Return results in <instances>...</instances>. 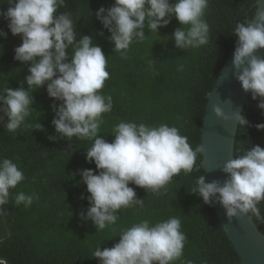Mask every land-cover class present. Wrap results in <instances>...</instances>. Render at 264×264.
Here are the masks:
<instances>
[{
  "label": "clouds",
  "instance_id": "9594fccd",
  "mask_svg": "<svg viewBox=\"0 0 264 264\" xmlns=\"http://www.w3.org/2000/svg\"><path fill=\"white\" fill-rule=\"evenodd\" d=\"M7 3L10 7L6 12L0 11V17L8 21L12 35L21 37L14 59L29 64V75L20 87L0 90V123L9 133H15L22 125L27 127L25 120L34 109L32 93L47 86L48 96L60 102L52 105L55 112L52 124L59 136L49 135V139L67 138L71 142L75 137L93 141L85 159L94 162L96 170H80V183L90 193L86 197L90 206L86 213L81 212L82 220H90L97 231L103 230L116 224L122 208L145 207V200L137 197L130 184L159 194L181 171L187 174L194 166L199 169V149L194 151L188 137L182 136L175 126L121 120L113 128L111 142L101 137L102 114L113 108L112 96L100 91L110 75L106 70L108 58L94 42L95 34H80L78 39L71 14L58 13L65 0H8ZM208 3L209 0H114L111 7H100L95 17L111 34L108 39L114 45L113 52L126 58L134 42L144 41L146 30L158 33L173 17L182 25L172 34L176 48L187 50L206 45L210 32L205 19ZM233 35L237 45L233 75L264 110V57L255 54L264 49V11L259 8L254 18L238 22ZM0 36L7 38V33L0 30ZM148 65L152 69L153 61H148ZM179 70H183V65ZM214 111L217 117L236 121L239 126L247 128L250 124L239 112L229 116L219 106ZM31 127L44 130L38 122ZM255 127L264 131V123ZM221 170L227 174L223 183L209 182L206 175H200L190 193L198 194L210 207L219 203L229 221L246 214L260 218L257 205L264 201V148L255 145L245 149L242 155L226 161ZM24 180L17 163L0 159V216L6 214L3 206L8 204L10 190ZM13 198L17 206L30 208L38 196L20 191ZM117 236L118 243L103 250L97 247L92 257L99 258L101 264H173L182 260L187 239L177 217L155 224L143 219ZM182 264L192 262L182 260Z\"/></svg>",
  "mask_w": 264,
  "mask_h": 264
},
{
  "label": "trees",
  "instance_id": "16d2710c",
  "mask_svg": "<svg viewBox=\"0 0 264 264\" xmlns=\"http://www.w3.org/2000/svg\"><path fill=\"white\" fill-rule=\"evenodd\" d=\"M258 1L209 0L205 19L210 32L206 45L187 50L176 48L172 34L182 25L173 17L158 33L146 30L144 41L134 42L125 58L113 52L114 45L108 39L111 34L95 17L100 7L109 8L114 0H65L58 13L71 14L78 39L80 34H95L94 42L108 58L106 70L110 75L100 91L112 96L113 108L102 114L101 137L111 142L113 128L121 120L149 126L168 124L188 137L194 151L199 149L210 95L237 46L235 25L255 17ZM7 2L0 0V11H7L10 7ZM7 25L8 21L0 17V30L7 33V38L0 36V90L20 87L29 75V64L14 59L15 48L22 39L12 35ZM101 32L103 35H99ZM67 51L71 54L72 49ZM148 61H153L152 69ZM181 65L183 70H179ZM24 88H28L26 82ZM32 95L34 109L25 120L27 127L22 125L15 133H9L0 123V159L17 163L25 176L16 189L10 190L8 204L3 206L6 214L0 216V261L101 264L99 258L92 257L95 249L113 247L122 230L143 219L155 224L177 217L187 237L182 260H190L192 264H243L216 206L210 207L198 194L190 193L200 175H206L209 181L202 152L197 155L198 170L194 166L191 173L181 171L159 194L130 184L137 197L145 200V207L122 208L116 224L97 231L90 220H82L81 212L86 213L90 206L86 198L90 193L80 183V170H96L95 163L85 159L93 141L75 137L71 142L67 138L50 140L49 135L59 136L52 124L55 117L52 105L60 102L48 96L46 85ZM243 115L250 124L239 128L236 156L255 145L264 148V131L255 127L264 123V110L258 107L252 94ZM35 122L42 124L44 130H33L31 125ZM20 191L38 196L30 208L15 204L14 194ZM257 207L260 218L254 217L264 232V201ZM182 260L173 264H182Z\"/></svg>",
  "mask_w": 264,
  "mask_h": 264
},
{
  "label": "water",
  "instance_id": "95a60500",
  "mask_svg": "<svg viewBox=\"0 0 264 264\" xmlns=\"http://www.w3.org/2000/svg\"><path fill=\"white\" fill-rule=\"evenodd\" d=\"M257 6L264 11V0H259ZM255 54L258 57H264V49L257 50ZM233 57L234 53L227 61L210 95L203 126V142L198 151L204 155L209 182L223 183L227 178V174L221 169L226 161L237 158L236 145L240 128L236 121L217 117L214 108L221 107L229 116L234 112L243 115L250 101L251 92L244 91L241 83L233 75L235 71ZM215 206L229 238L242 257L243 264H264V232L257 224L255 217L246 214L229 221L223 207L219 203ZM0 264L7 263L0 261Z\"/></svg>",
  "mask_w": 264,
  "mask_h": 264
}]
</instances>
